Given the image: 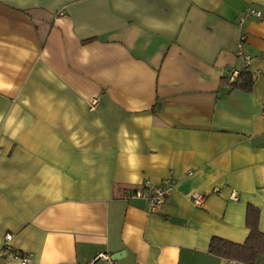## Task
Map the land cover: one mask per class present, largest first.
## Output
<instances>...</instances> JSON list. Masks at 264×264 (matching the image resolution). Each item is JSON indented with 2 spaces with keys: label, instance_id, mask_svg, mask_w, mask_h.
<instances>
[{
  "label": "crops",
  "instance_id": "0c3cea01",
  "mask_svg": "<svg viewBox=\"0 0 264 264\" xmlns=\"http://www.w3.org/2000/svg\"><path fill=\"white\" fill-rule=\"evenodd\" d=\"M249 9L264 0H0V246L242 264L208 249L245 242L249 207L264 233V19L243 23L251 89L229 81ZM167 179L156 213L128 197Z\"/></svg>",
  "mask_w": 264,
  "mask_h": 264
},
{
  "label": "built area",
  "instance_id": "2783aa9c",
  "mask_svg": "<svg viewBox=\"0 0 264 264\" xmlns=\"http://www.w3.org/2000/svg\"><path fill=\"white\" fill-rule=\"evenodd\" d=\"M59 14H62L61 12ZM256 17L264 19V15L261 11L256 9L247 10L238 20V26L241 29V33L238 37L237 43V55L241 58L243 66L247 67L250 56L244 52V40L245 34L243 32L244 20L249 17ZM239 71L235 70L231 73L229 81L233 82L238 77ZM172 189L171 182L163 180L160 184H152L149 181L143 182L138 188H135L129 192V198H145L147 200L148 211L156 213L159 211L166 198L169 196ZM205 199V195L201 193H193L191 195V201L196 206H201ZM12 239L11 234H6L4 237V243L0 246V264H11L12 262H18L19 264H28L31 261V254L22 252L15 249L10 241ZM97 258H102L109 261L110 257L105 254H99Z\"/></svg>",
  "mask_w": 264,
  "mask_h": 264
},
{
  "label": "trees",
  "instance_id": "16d2710c",
  "mask_svg": "<svg viewBox=\"0 0 264 264\" xmlns=\"http://www.w3.org/2000/svg\"><path fill=\"white\" fill-rule=\"evenodd\" d=\"M243 66L235 81L231 82L232 88L250 90L253 76ZM247 225L249 235L245 242L238 244L227 240L213 238L209 244L211 254L223 257L230 262L242 264H255L259 255H264V233L257 227V209L249 207L247 211Z\"/></svg>",
  "mask_w": 264,
  "mask_h": 264
}]
</instances>
